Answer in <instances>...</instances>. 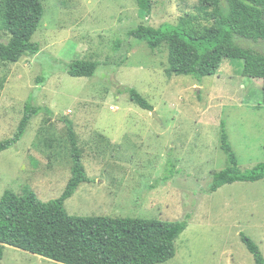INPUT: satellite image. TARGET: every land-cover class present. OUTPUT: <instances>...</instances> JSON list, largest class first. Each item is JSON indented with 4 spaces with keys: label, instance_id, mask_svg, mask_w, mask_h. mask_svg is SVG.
<instances>
[{
    "label": "rangeland",
    "instance_id": "rangeland-1",
    "mask_svg": "<svg viewBox=\"0 0 264 264\" xmlns=\"http://www.w3.org/2000/svg\"><path fill=\"white\" fill-rule=\"evenodd\" d=\"M141 1L41 0L45 13L32 39L40 52L0 61V142L16 134L30 98L43 109L0 154V201L24 188L44 202L63 194L72 176L67 119L90 178L66 201L70 215L187 219L176 256L163 264H256L241 235L264 256V180L208 188L228 166L222 122L242 171L264 163V81L243 77L242 61L230 60L202 81L169 75L167 46L151 51L127 33L176 25L187 14L202 18L198 0H151V14ZM9 38L0 31L1 42ZM235 42L264 51V44ZM76 60L98 62L96 75L72 76ZM126 88L154 110L132 103ZM0 264L59 263L7 246Z\"/></svg>",
    "mask_w": 264,
    "mask_h": 264
},
{
    "label": "trees",
    "instance_id": "trees-1",
    "mask_svg": "<svg viewBox=\"0 0 264 264\" xmlns=\"http://www.w3.org/2000/svg\"><path fill=\"white\" fill-rule=\"evenodd\" d=\"M199 16L182 17L176 25L155 28L140 25L127 36L144 43L151 51L168 48L167 73L202 81L218 74L223 62L242 61V76L264 81V51L243 47L238 37L264 44V0H198ZM151 14V0L141 1ZM41 0H0V31L10 36L0 41V61L17 63L40 52L32 41L44 17ZM120 47V42L117 48ZM99 63L76 60L70 65L74 77L96 75ZM41 78L39 82L44 83ZM132 103L146 111L150 102L134 88L124 89ZM264 95V86H263ZM33 98L24 107L16 134L0 142V154L16 145L25 135L31 120L42 112ZM47 112L52 115L48 109ZM71 148L72 176L63 194L44 202L24 188L22 194L6 191L0 201V260L7 246L41 256L59 264H163L176 256V242L187 230L188 221H159L144 218L77 217L65 203L82 183L90 182L83 164V149L71 121L65 119ZM220 147L227 153L228 166L212 176L208 193L238 182L264 180V163L242 171L229 143L225 123H221ZM241 240L256 264H264L259 246L242 234Z\"/></svg>",
    "mask_w": 264,
    "mask_h": 264
},
{
    "label": "crops",
    "instance_id": "crops-1",
    "mask_svg": "<svg viewBox=\"0 0 264 264\" xmlns=\"http://www.w3.org/2000/svg\"><path fill=\"white\" fill-rule=\"evenodd\" d=\"M114 144V143H113Z\"/></svg>",
    "mask_w": 264,
    "mask_h": 264
}]
</instances>
